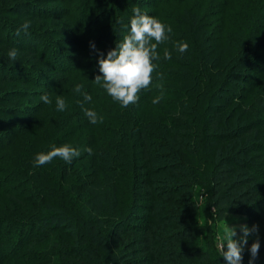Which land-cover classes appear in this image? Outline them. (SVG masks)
<instances>
[{"label":"trees","instance_id":"obj_1","mask_svg":"<svg viewBox=\"0 0 264 264\" xmlns=\"http://www.w3.org/2000/svg\"><path fill=\"white\" fill-rule=\"evenodd\" d=\"M222 2L230 10L208 23L207 17L216 15L207 14L209 8L206 14L184 8L171 17L196 35L189 32L188 50L180 54L176 50L180 37L173 40L174 34H168L157 49L161 59L153 61L158 67L150 90L141 91L136 104L122 107L90 77L76 76L74 85H83L82 91L92 97L90 102L68 82L53 91L47 89L52 104L41 101L28 107V113V108L24 111V120L30 121L10 134L0 174L13 170L16 176L23 174L38 193L27 198L6 193L17 205L28 204L19 221L3 212L0 203V264H28L39 257V263L56 257L55 264H221L213 242L205 243L206 249L191 246L200 232L211 233L197 231L187 217L188 211L197 209L192 196L197 184L205 188L204 208L211 222H221L227 214H245L259 226L260 249L253 264H264V0ZM158 13L161 20L167 18L164 11ZM222 22L223 30L216 29ZM215 39V44L209 43ZM120 41L116 38L117 44ZM14 43L19 55L50 68L46 45L40 53L28 47V40ZM236 45L238 52L226 53L225 47ZM165 49L171 60L163 59ZM82 60L72 74L81 68ZM57 63L59 70L61 63ZM35 76L32 68H2L0 83L18 81L28 86ZM245 76H249L248 85L242 87L239 83ZM231 89L247 91L246 99L257 104V110L253 112L255 108L246 101L242 116L233 119L239 109L223 98ZM161 93L162 99L153 104L152 99ZM57 95L67 103L63 112L54 104ZM179 97L192 105L177 104L173 98ZM179 105L189 106L186 111L174 110ZM83 108L95 110L103 121L90 123ZM170 135L172 146H177L174 151L165 139ZM64 144L81 151L71 164L57 157L34 166L37 153ZM1 146H5L2 141L0 150ZM86 148L92 149L91 155ZM35 229L44 236L37 240ZM49 232L52 237L47 240ZM252 236L253 243L257 236ZM44 242L52 252L36 254V258L28 255ZM249 259L248 250L242 264H249Z\"/></svg>","mask_w":264,"mask_h":264},{"label":"rangeland","instance_id":"obj_2","mask_svg":"<svg viewBox=\"0 0 264 264\" xmlns=\"http://www.w3.org/2000/svg\"><path fill=\"white\" fill-rule=\"evenodd\" d=\"M220 1L222 4L218 1H212L211 3L210 0H0V71L2 68L11 70L15 68L20 69L27 67L32 68L36 74L35 78H33L36 81L32 80V83L28 86H24L18 81L0 83V141L5 144V146H1L2 149L0 150V159L4 158L9 150L10 146H8V142L11 139L10 134H14L18 130L17 128L20 127L24 121H30V118H26L27 120H24V111L32 105H37L38 103L40 104V96L48 93L47 89L49 87V91H53L57 87H61L68 82V85L75 86L73 80L76 76L90 77L89 79L94 80V76L99 75V53H103L106 56L107 51L113 49L112 44L116 43V38L122 41L123 37L129 33L130 19L134 15L133 8L139 7L142 12L158 18L162 23L172 28L171 33L174 34L172 38L173 40L174 38L177 39L180 37L181 42H185L189 37V32L193 37H195L196 32L191 31L186 26L175 24V22L171 20V17L176 12L184 8L194 9L197 11L202 10L203 14H206L205 12L209 8L207 14L210 13L211 15V13H214L216 15H206L209 20L205 23H208L211 21V18L215 17V19H217L216 16L221 15L222 11H225L226 9L230 10V6H227L228 3L226 4L222 2L223 0ZM244 1L246 3L247 0ZM251 1L257 2V0ZM160 10L166 13L167 18L165 20H161V17H159L161 14L158 13V11L160 12ZM31 18L40 20V22H36ZM25 20L31 23L28 34L26 35L23 31H21L20 34L17 35V30ZM223 25L224 23L222 22L221 28L219 24L216 25L215 28L223 30ZM216 36L220 37L219 35ZM41 37L43 39H41ZM100 39H102V42H100ZM26 40L29 41V48L32 46L34 47L32 49L37 51L39 50L40 53L45 50L44 46L46 45L45 48L50 52L46 55V60L48 61V64L51 65L50 68L45 65L37 66V63L34 64L33 61L28 60L27 57V59H25L21 55H18L15 61L9 59L8 52L10 51V48H14V45L16 44L14 42L17 41L22 44ZM216 40L217 39L209 41V43L215 44L214 42ZM91 43L95 44V48L98 51H94L91 48ZM194 48L196 49V46ZM225 49L227 51L226 53H236L240 50L237 45L233 49H231L230 46L229 48L225 47ZM83 57L84 60H82ZM80 60L83 61L81 68L72 74V72L79 67L78 62ZM59 61L61 64L59 65L58 70L55 68V65H58L57 62ZM15 75L13 74V76ZM248 77L249 76H245L244 80L241 81L239 85L246 87V85H248ZM155 88L156 85L153 84L152 89ZM235 93H242L243 96L237 98ZM246 93L247 91L239 92L234 89L228 90L224 93L223 98L226 100L229 99L232 106L235 105L239 109L236 111L233 119H237L242 116L243 108L241 106L243 103L246 104V101L248 103V107L255 108L251 109L253 112L257 110V104L253 105L251 100L248 101L245 97ZM173 99L177 104L192 105V102H188L186 99H182L180 97ZM197 99L198 97H196V100ZM189 105H179V107H176L174 110L180 109L186 111V106ZM28 110L29 108L26 113H28ZM228 114L229 113H226L225 116ZM249 117L253 116L250 115ZM245 119H247L246 115L244 116V120ZM76 139L77 137H75L72 141L75 142ZM165 139H168L166 142L169 148L174 151L173 149L177 146H172V135H170V138ZM73 142L71 143L73 144ZM49 165L51 167L55 166L53 163ZM4 168V166L0 165V169L4 170ZM12 168H9L8 170L11 171ZM30 171L35 172L34 170ZM16 174L17 172L14 170L12 172H8L6 175L0 174V189L4 190L2 194L0 193V203L1 210L3 212L8 213V215L15 221H19L21 217L20 212L25 206H28V204H18V206L15 201L10 200V198L6 196V193L10 191L13 194H18L20 198H27L32 197L35 193H38V189H36V186H32L30 184L31 180L24 177L23 174L21 176H16ZM58 174H61V171H58ZM58 176L61 177L62 175ZM75 178L76 176L73 178L71 177V180H68L65 184L69 186ZM49 193L55 195L54 191H49ZM192 196L193 201L197 203V209L196 211H188L187 217L192 221L193 227L197 229V231H209L206 233H210L211 231L210 234L200 232L196 235L195 242L191 245L194 248L206 249L204 246L205 243L213 242L215 244L213 249H215L220 256V252L217 247V238L218 236L223 235L225 221L229 226L236 227L237 237H235V239H239L242 235L239 228L240 225L246 224L249 228L254 225L252 224L250 217L245 214H227L223 221L214 223L212 220L211 222V214H207L205 212L207 209L204 208V204L206 202L205 188H202L197 184L194 188ZM30 203L31 202L29 201V204ZM212 235L214 237H212ZM33 236H38V240V238H41L44 235L41 234L38 229H35L33 231ZM46 237L47 240H49V238L52 237V232L47 233ZM56 239L57 241L61 240L59 236ZM252 239L253 236H249L243 256L249 250ZM34 247L35 249L31 250L28 255L30 256L33 254L32 256H35V258L36 254L42 255L43 252L47 253L53 251V249H50L48 246V242L38 244ZM40 258L41 257L36 259L39 260ZM220 258L221 264H227V261L223 256H220ZM38 260L27 263L55 264L57 258H49L48 260L41 261L40 263Z\"/></svg>","mask_w":264,"mask_h":264},{"label":"clouds","instance_id":"obj_3","mask_svg":"<svg viewBox=\"0 0 264 264\" xmlns=\"http://www.w3.org/2000/svg\"><path fill=\"white\" fill-rule=\"evenodd\" d=\"M133 13L134 15L130 19L129 33L123 37L120 43H116L115 48L109 50L106 56L103 53H99L98 66L101 75H96L93 80L95 85L100 86L114 101L119 102L125 108L139 101V93L141 91L150 90L153 82L152 74L158 67V64L153 63V61L161 59L157 51L158 46L164 43L169 38L168 34L172 32L170 26L165 25L158 18L142 12L139 7L133 8ZM30 27L31 23L25 20L16 34L19 35L23 31L27 35ZM90 46L94 51H98L94 43H91ZM176 50L183 54L187 52L188 44L180 42L176 45ZM18 55L19 50L16 48L8 52V57L12 61H15ZM163 59H172L171 53L167 49L164 50ZM158 87H162V85H158ZM82 89L83 85L77 84L74 92L82 95L84 101L90 102L92 100L91 95L82 91ZM161 99L162 93L153 98L151 102L156 104ZM40 100L46 105L52 104V100L47 93L41 95ZM55 104L57 111L63 112L67 108V103L62 96H56ZM83 111L90 123L96 124L103 121V118L98 117L95 110L83 108ZM84 151L90 155L92 154L91 148H86ZM80 155L81 151L69 144L59 147L53 146L46 153L40 152L36 154L34 166H43L57 157L66 164H71L73 159L78 158ZM239 228L242 235L239 239H235L237 237L236 227L229 226L225 221L223 235L217 238L220 256L224 257L227 264H242L248 238L256 235L257 238L249 248V264H253L258 257L260 249L259 226L254 224L249 228L244 224L240 225Z\"/></svg>","mask_w":264,"mask_h":264}]
</instances>
